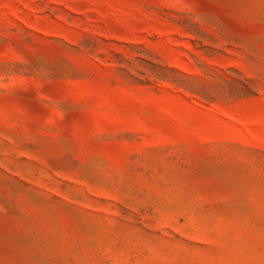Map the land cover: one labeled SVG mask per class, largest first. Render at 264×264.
<instances>
[{
    "label": "rangeland",
    "instance_id": "1",
    "mask_svg": "<svg viewBox=\"0 0 264 264\" xmlns=\"http://www.w3.org/2000/svg\"><path fill=\"white\" fill-rule=\"evenodd\" d=\"M0 264H264V0H0Z\"/></svg>",
    "mask_w": 264,
    "mask_h": 264
}]
</instances>
